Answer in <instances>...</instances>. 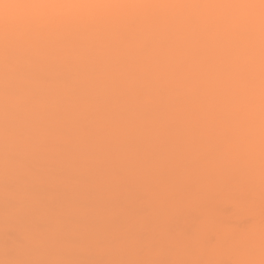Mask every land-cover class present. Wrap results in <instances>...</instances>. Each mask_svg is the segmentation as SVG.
I'll return each instance as SVG.
<instances>
[{
  "label": "clouds",
  "instance_id": "clouds-1",
  "mask_svg": "<svg viewBox=\"0 0 264 264\" xmlns=\"http://www.w3.org/2000/svg\"><path fill=\"white\" fill-rule=\"evenodd\" d=\"M66 160L166 195L119 240L56 249L6 238L0 210V264H264V0H0V205ZM225 191L214 242L173 222Z\"/></svg>",
  "mask_w": 264,
  "mask_h": 264
},
{
  "label": "bare ground",
  "instance_id": "bare-ground-1",
  "mask_svg": "<svg viewBox=\"0 0 264 264\" xmlns=\"http://www.w3.org/2000/svg\"><path fill=\"white\" fill-rule=\"evenodd\" d=\"M59 167L65 183L55 188L40 183L30 198L0 205L6 238L19 243L33 241L45 249L89 238L119 240L127 229L138 226L137 209L143 201L166 195L162 188L150 189L151 178L146 174H125L115 169L101 172L72 160ZM124 188L145 194L132 198L122 191ZM237 214L232 196L225 191L214 199L208 215L194 212L172 219L187 223L189 231L204 227L206 238L214 242L217 231L231 225Z\"/></svg>",
  "mask_w": 264,
  "mask_h": 264
}]
</instances>
